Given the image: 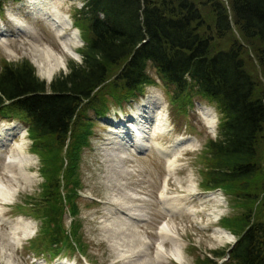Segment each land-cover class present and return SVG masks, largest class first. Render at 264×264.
Returning a JSON list of instances; mask_svg holds the SVG:
<instances>
[{
    "label": "trees",
    "instance_id": "16d2710c",
    "mask_svg": "<svg viewBox=\"0 0 264 264\" xmlns=\"http://www.w3.org/2000/svg\"><path fill=\"white\" fill-rule=\"evenodd\" d=\"M81 1L75 9L85 43L80 62L69 63L66 73L48 82L27 59L0 68V116L25 121L32 150L41 159L45 178L38 198H30L34 210L40 206L47 221L55 223L59 208H64L59 175L63 170L71 175L79 148L87 142L89 121L83 111L88 106L101 110L105 94L118 100L142 93L152 80L148 62L172 86V101L193 92L214 101L219 110L218 137L206 143L201 183L204 189L219 186L229 196L234 209L220 218V225L236 239L198 262L264 264V166L259 153L264 144V88L243 57L245 46L251 47L264 72V0H229L232 19L220 0H205L212 23L201 0ZM230 20L245 44L232 38L227 46L213 47L231 32ZM66 139L64 169L63 158L53 151L58 153ZM66 182L63 200L71 206L78 191L68 186L77 181ZM46 201L48 206H41ZM46 235L51 246L62 239L52 230L46 229ZM69 248L74 252L73 245ZM225 254L219 262L217 257Z\"/></svg>",
    "mask_w": 264,
    "mask_h": 264
},
{
    "label": "rangeland",
    "instance_id": "374dc122",
    "mask_svg": "<svg viewBox=\"0 0 264 264\" xmlns=\"http://www.w3.org/2000/svg\"><path fill=\"white\" fill-rule=\"evenodd\" d=\"M26 1L32 4L35 0ZM195 1L200 2V0ZM201 1L203 4L201 2L199 4L203 6L202 11L204 14L207 13L205 16L212 23V16L208 14L209 4L206 5L205 0ZM220 1L227 7L228 15L232 19V14L228 8L230 5L229 0ZM23 2L25 1L0 0V18L5 22L7 29L15 31L9 35H4L5 39L0 41V68L4 63H17L27 59L33 64L37 76L48 82L55 75L66 73L69 63L81 61L79 51L85 43H83L82 34L76 25L75 14L77 10L75 9L81 6L82 1L54 0L56 8L61 12V15L65 18L67 16L72 26L71 28L77 29L78 35L73 39V47L77 56L71 55L66 49L64 50L61 40L55 34V29L51 30L45 23L30 17L27 12L28 3L23 5ZM42 5L44 7V2ZM10 17L14 19L15 24ZM21 21L23 22L21 23ZM16 24H26L27 31L17 30L16 26L18 25ZM231 26L229 35L221 39L217 44L214 41L213 47L227 46L232 38L244 43V39L240 36L236 27L232 25V21ZM71 28L66 27L65 32L72 33L73 30ZM32 42L38 45H42L45 42L53 50L63 55V66L56 69L49 78L44 76L42 69L34 62L35 58L30 46L33 44ZM245 47L246 50L243 57L247 62L246 68L255 78L257 77L261 80L264 88V72L260 63L255 57L253 49L249 46ZM146 71L149 72L152 80L144 84V93L142 95L128 98L121 97L117 100V98L105 94V103L101 110L98 109L99 112L91 106L86 107L83 111L84 117L89 121L88 138L86 144H82L79 148V158L76 161V167H72L71 175H69V171L66 173L64 170L59 175V178H61L59 190L62 194L60 201L62 205L64 204V208H59V213L55 219L57 228H55V223L51 220L47 221V217L41 207L38 206L34 210L33 203L30 201V198L37 199L40 195L41 184L44 182L45 177L41 174L39 168L41 159L32 150V138L29 139V135L26 134L25 121L18 118L8 119L0 116V138H4L10 131H13L8 138V142L11 140V145L8 148H0V178L6 184L12 183V187H17L15 194L10 200L7 202L0 200V264H63L59 263V261H67V258H69L67 262L70 264L75 262V264H86L87 261L90 264H124L123 260L118 258L119 255L114 248L115 246L113 247L112 245L113 240L116 238L122 239L123 234L115 231V229L109 230L106 226L115 217H119L120 213L114 209V206L118 207L121 205L120 203L133 204L135 209L148 215L146 219L137 223L138 233L143 235L147 241H150L148 252L145 251V258L140 263L151 261L154 252L156 253L157 246L154 242L159 238L156 232H158L159 224L163 220L167 222L170 228L171 226L172 229L175 228L173 230L181 243L180 251L182 252L180 260L172 258L169 254L175 247L171 241L164 239L162 252H165V254L163 259H161L162 264H200L198 262L200 257L208 254L211 256L212 250L227 248L235 240L234 235L230 231L219 226L220 218L234 209L229 196L224 195L218 189L205 190L206 188L204 189L201 183L206 164L205 158L203 159L202 157L206 155L208 150L206 143L208 139L218 137L220 115L217 105L214 101H210L204 96L193 92H190V96H185L182 100L174 102L170 99L171 95L169 92L172 86L169 82H166L156 73L151 63L147 62ZM156 96L160 99L163 113H165L167 118L165 123L167 130L158 136L157 134L161 132H151V139L158 138L169 152L165 153L164 157V155L152 148L153 142H150V147L141 149L137 153L134 151H127V153L125 151L123 163L115 162L113 156L108 153L115 144L109 143L111 141L109 137L113 138L114 136L110 129L117 131V137H120L123 131L127 136H131L129 134L131 131L125 126L123 127L121 121H116L115 124L112 123V121H109L110 117L113 118V113L118 116L115 118L116 120L121 114V117H124L126 111L130 112L134 109L133 106L137 101H147L145 102L147 106L153 107L151 112L153 111L152 119H154L155 113L157 112L158 114L159 112V108L154 104H148V102ZM141 98L143 99L141 100ZM142 107H145V104L136 110V115H138ZM120 109L122 111L121 114ZM105 116L109 117L108 120H104ZM3 121L11 123L13 125L12 130L9 129L10 125H4ZM110 124L113 127L109 126ZM153 129L158 130L156 126ZM180 133L185 134L187 136L185 139L190 141L187 142L181 138V146H177L176 143L172 146L171 144L176 140L175 136L180 135ZM126 140V137H124L123 142ZM146 141H144L145 144ZM69 142L70 139H66L58 153L56 149L53 151L63 158L62 167L64 169L67 168L68 160L63 156L66 154ZM17 144L22 145V149L24 148L32 158V161L30 159L27 163V168H30L29 171L32 174L28 181H25L19 175L16 180H13L6 169V162L10 156L17 155ZM124 145L129 147L131 144L125 143ZM0 146H3L2 141H0ZM259 147L261 162L264 166V144L260 143ZM135 148L133 147L132 149ZM170 157H176L173 161L176 165L173 166L169 173L166 168ZM15 171L16 174L19 172L17 169ZM166 176L168 177L165 181ZM70 178L75 179L77 182L71 183L68 188H74L79 193L76 203H74L76 204V221L78 224L73 223L71 226L69 221L71 220L70 215L73 213L71 214L68 211V204L63 200L65 196L63 194L67 193V189L63 185H68L66 181ZM163 189L167 199L160 196V191ZM135 194L139 198L134 197L133 195ZM47 202L41 206H48L49 203ZM162 202L179 204L178 207L181 209L176 208V212L172 211L171 213L162 207L164 206ZM185 208L188 209L185 210ZM187 211L189 213H186ZM61 212L63 213L62 225L58 223V217ZM25 222L26 224L24 225L23 223ZM14 226L20 227L16 231L18 241L11 237L15 234V232H10ZM74 226L77 227L75 233L78 234L81 244L84 246L85 256L77 255L76 251L73 252L67 248L63 249L57 257L48 258L49 249L55 250L57 244H52L51 246L47 243L46 229L48 233L52 230L62 239L68 238L69 245H72V236L70 234L73 233ZM217 227L227 230L229 235L217 238L215 236L217 235L215 234ZM125 228L127 229L126 226ZM153 247L155 248L154 252ZM44 257L48 260L46 263H44ZM33 258L36 259L37 263H35ZM217 258L218 261L223 260L224 256Z\"/></svg>",
    "mask_w": 264,
    "mask_h": 264
},
{
    "label": "bare ground",
    "instance_id": "6f19581e",
    "mask_svg": "<svg viewBox=\"0 0 264 264\" xmlns=\"http://www.w3.org/2000/svg\"><path fill=\"white\" fill-rule=\"evenodd\" d=\"M43 2H44V7L42 5ZM32 4L34 5L33 7H37V9L39 10L43 8L44 10L48 11L47 21L51 22L52 25H54V29L58 33L57 37L59 38V40H61L64 50L66 49L71 55L77 56L75 52V48L73 47V44H74L73 39L76 38V35H78L77 29L75 30L71 28V30H73L72 33L65 32V29H66L65 27L69 26L70 22L68 21L67 18L61 15V12L56 8L54 0H35ZM16 18L18 17L16 16ZM30 46H31V50L35 58L34 62L37 63V65L42 69L43 74L46 78H49L55 72L56 69L63 66L64 64L63 55L53 50L52 47L48 45L47 43L44 42L42 45L33 43ZM145 102L147 101H144L137 105L136 107L137 110L143 104H145V107H142V109H140V112L138 113V115H136V112H135L132 117V120L134 121L131 123V127L138 130L137 132L138 135L136 134L137 136L136 135L127 136L123 131L122 135L120 137H117L118 136L117 131H115L114 129H110L112 135L114 134L113 136L114 139L111 140L109 143H113V144L115 143V144L112 146L111 151H108V153L113 156V159H115V162H119L120 164L123 163L125 151L127 152L130 148L140 146L138 145L137 142H140L143 146V144H145L144 141L147 140V138H152L149 127L150 129H153L154 126H156L159 131L165 130L164 129V125H165L164 115L159 114L160 112H158L157 114L156 112L154 119H152L153 111L151 112V110L153 107L147 106V103ZM7 123L3 122L4 125H8V126L10 125L9 129L12 130L13 125L9 122ZM113 123L115 124V122ZM12 133L13 131H10L9 134L6 135L4 138H0V141H2L3 143V146H0V148L2 149L8 148L11 145L10 144L11 140L8 142V138L10 137ZM124 137H126L127 142L126 141L123 142ZM130 137L132 138V140ZM125 143L131 144V145L127 147V145L126 146L124 145ZM16 153H17L16 156L11 155L10 158L8 157L9 159L6 162V165H7L6 169L8 171V174L12 177L13 180H16L17 177L21 176L22 178H24L25 181L26 180L28 181L29 178L32 177V174L29 171L30 168H27V163L29 162L30 159L32 161V158L28 155L29 153L26 152L24 148L22 149V145L17 144ZM175 159L176 157H172V158L170 157L168 159L167 169L169 170V173L171 169L173 168V166L176 165L173 162ZM123 166H125V164H123ZM16 169L19 171L18 172L19 174L18 173L16 174V171H15ZM167 177L168 176L165 177V181ZM16 189L17 187H14V186L12 187V183L6 184L4 180L0 178V200H3V202H7L8 200H10L11 197L15 194ZM164 189L160 191L161 192L160 196L167 199ZM133 196L136 198H139V196H137L136 194ZM113 200L115 199L113 198ZM120 204L121 205H119L118 207L114 206V209L118 210V213H120L119 217H115L114 220L112 222H109L106 226L109 230L115 229V231L123 234L122 239L120 238L114 239L112 242L113 243L112 245L113 247L115 246L114 248L117 250V253L119 255L118 258L123 260L124 264L126 263L128 264H162L161 259H163V255L165 254V252H162L163 247H164L163 246L164 239L171 241L173 243V246L175 247L174 250L171 251L169 255L172 256V258H176L179 260L181 259V252H182L180 251L181 243L178 240V236L176 235V233H174L173 229L175 228L172 229V226L170 228L167 222L163 220L159 224V228L157 232L159 238L157 241L154 242V244L157 246L155 257H153L151 261L149 260L148 262L140 263V261L145 258L144 257L145 251L148 250L150 241H147L143 235L138 233L139 231H137L138 229L137 223H139L143 219H146V216L148 215L135 209L133 204H130V203H120ZM163 205H164L163 207H165L168 211H171V212L172 211L176 212V208H179L178 207L179 204L177 205L172 202H166V203H163ZM187 209L188 208H185V210ZM23 224L25 225L26 222ZM125 226L127 227L128 230L125 228ZM19 228H20L19 226H14L10 231L12 233L15 232L14 236H11V237L16 241H18V237L16 236V231ZM215 234H217L215 235L217 238H220L221 236L229 235V232L225 229H222L221 227H217Z\"/></svg>",
    "mask_w": 264,
    "mask_h": 264
}]
</instances>
